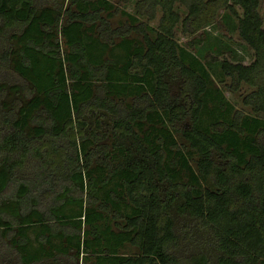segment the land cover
Returning <instances> with one entry per match:
<instances>
[{
	"label": "trees",
	"instance_id": "trees-1",
	"mask_svg": "<svg viewBox=\"0 0 264 264\" xmlns=\"http://www.w3.org/2000/svg\"><path fill=\"white\" fill-rule=\"evenodd\" d=\"M260 1L0 0V264H264Z\"/></svg>",
	"mask_w": 264,
	"mask_h": 264
},
{
	"label": "rangeland",
	"instance_id": "rangeland-1",
	"mask_svg": "<svg viewBox=\"0 0 264 264\" xmlns=\"http://www.w3.org/2000/svg\"><path fill=\"white\" fill-rule=\"evenodd\" d=\"M50 5L52 6H58L60 7V5H62L63 7L66 6L67 2H64V0H46ZM115 7L118 8V12L115 13L112 17H110V21L112 26H118L119 24H122L125 20H126V15H124L121 11H126V12H130V13H135V5L137 0H110ZM176 9L177 11L181 14V16H184L186 13V9L182 6H180L179 4L176 5ZM64 11V10H63ZM259 11L260 14L263 18V22H264V0L260 1V6H259ZM222 12V11H221ZM220 12V13H221ZM161 12L157 10L155 19L150 20V24H152L153 26H157L158 24V20L160 17ZM142 20L146 21V17L145 16H141L140 17ZM219 15L217 17V20L215 21L213 26H206L204 28V30H210L213 34H217L218 36L221 37V40H223L224 42H226L225 44L227 46H229L232 49H236L238 50L239 54L243 55L244 58V63H249L252 60V50L243 42L242 39H240V37L238 36V33L236 31H229L223 24L220 23L219 21ZM18 29V27L15 24H7V23H0V78L1 79H8V78H12V79H19V76L14 73L10 67H8V63L5 62V57L1 54V52H4L6 50V48H8V44H9V40H10V34L16 32ZM203 30H201L200 32H198L197 34H195L194 36L191 35H185L184 33H182L181 28H180V24H178L176 26L175 29V37L178 40V42L186 47H189L190 49H196V47H192L189 46V41L191 39H193L194 37H198L199 34L202 32ZM133 37L140 41V35L137 34H133ZM116 42L119 41V38H116L115 40ZM119 50H115L112 54V56L107 54V58H112L114 59V57L116 55L119 54ZM227 56L229 53H225ZM224 55L220 56V58H222ZM117 60V59H115ZM18 81V80H17ZM250 90H252V88H250L249 86L243 84L239 91H237L236 93H233L229 90L225 91V94L227 96V98L232 101L235 106L237 108L246 110L247 112L250 111L249 107H245L242 104V95L249 92Z\"/></svg>",
	"mask_w": 264,
	"mask_h": 264
}]
</instances>
